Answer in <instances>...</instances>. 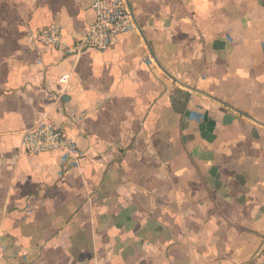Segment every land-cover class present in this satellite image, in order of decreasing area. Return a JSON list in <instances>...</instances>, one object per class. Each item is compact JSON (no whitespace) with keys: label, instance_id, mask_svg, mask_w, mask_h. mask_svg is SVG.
<instances>
[{"label":"crops","instance_id":"crops-1","mask_svg":"<svg viewBox=\"0 0 264 264\" xmlns=\"http://www.w3.org/2000/svg\"><path fill=\"white\" fill-rule=\"evenodd\" d=\"M93 1L0 0V264H264V0H128L105 52L32 40L83 38ZM44 116L80 166L22 150Z\"/></svg>","mask_w":264,"mask_h":264},{"label":"built area","instance_id":"built-area-1","mask_svg":"<svg viewBox=\"0 0 264 264\" xmlns=\"http://www.w3.org/2000/svg\"><path fill=\"white\" fill-rule=\"evenodd\" d=\"M94 21L87 34L73 43H66L63 28L51 24L32 36V40L43 46L62 49L68 55H79L85 50L108 51L117 43L120 35L136 31V17L128 0H94ZM147 61L152 64L153 59ZM22 150L28 155L57 153L62 166L73 169L81 165L84 152L76 139L70 137L48 116L42 117L23 135Z\"/></svg>","mask_w":264,"mask_h":264}]
</instances>
